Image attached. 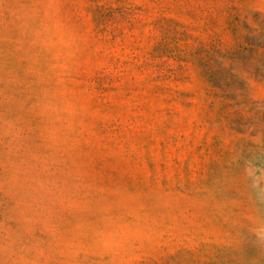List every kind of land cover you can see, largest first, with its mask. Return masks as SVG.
I'll return each mask as SVG.
<instances>
[{"label": "rangeland", "instance_id": "374dc122", "mask_svg": "<svg viewBox=\"0 0 264 264\" xmlns=\"http://www.w3.org/2000/svg\"><path fill=\"white\" fill-rule=\"evenodd\" d=\"M0 264H264V0H0Z\"/></svg>", "mask_w": 264, "mask_h": 264}]
</instances>
